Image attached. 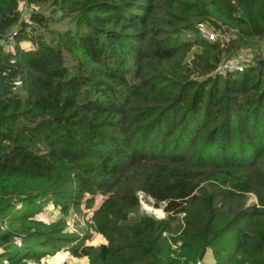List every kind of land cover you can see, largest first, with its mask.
<instances>
[{"label":"trees","instance_id":"trees-1","mask_svg":"<svg viewBox=\"0 0 264 264\" xmlns=\"http://www.w3.org/2000/svg\"><path fill=\"white\" fill-rule=\"evenodd\" d=\"M262 36L264 0H0V260L264 264V54L215 69Z\"/></svg>","mask_w":264,"mask_h":264},{"label":"rangeland","instance_id":"rangeland-1","mask_svg":"<svg viewBox=\"0 0 264 264\" xmlns=\"http://www.w3.org/2000/svg\"><path fill=\"white\" fill-rule=\"evenodd\" d=\"M26 13L21 9V15L24 16ZM60 25V24H56ZM206 28L209 32H212V29L208 26H203ZM182 34H188L191 35L190 32H182ZM243 48H248L253 54L256 52H261L264 54V36L253 39L249 38L247 41L243 42V45H241ZM242 48V49H243ZM138 198L140 207L148 212L153 213L156 216H162L164 215V210L162 209L161 205H156L153 202V199L146 193H143L142 191H138ZM254 198L253 194H250L248 196V199ZM83 211V212H82ZM88 213V210L85 208H81L80 210L75 208L66 214L67 219V227L71 231H78L77 229H80L81 226H83V221L85 216ZM40 216H42L45 219H52L58 215V207L56 205H53L52 202L48 201L44 204L41 211L38 213ZM7 224L5 221L0 222V227L5 226ZM14 258H7L0 260V264H60L61 262L65 261L68 264H86L87 258L85 255H73L67 248H60L56 250L53 253H45L43 254L40 259H24L23 261L19 260H13ZM200 264H212V257L210 254L209 249L207 248L206 252L204 253L203 257L199 261Z\"/></svg>","mask_w":264,"mask_h":264},{"label":"built area","instance_id":"built-area-1","mask_svg":"<svg viewBox=\"0 0 264 264\" xmlns=\"http://www.w3.org/2000/svg\"><path fill=\"white\" fill-rule=\"evenodd\" d=\"M200 32L203 36H205L208 39H213L217 33L215 31L209 32L206 28L203 27L202 24H199ZM12 33L14 31L12 30ZM251 57H253V54L247 49L243 48L240 49L238 52H236L235 55L229 56L226 59H224L221 63H219L216 66V70L219 69H234V70H240L245 63V61L252 60ZM14 83H19V79L14 80ZM45 264V263H41Z\"/></svg>","mask_w":264,"mask_h":264},{"label":"water","instance_id":"water-1","mask_svg":"<svg viewBox=\"0 0 264 264\" xmlns=\"http://www.w3.org/2000/svg\"><path fill=\"white\" fill-rule=\"evenodd\" d=\"M259 61H260V59H259Z\"/></svg>","mask_w":264,"mask_h":264}]
</instances>
